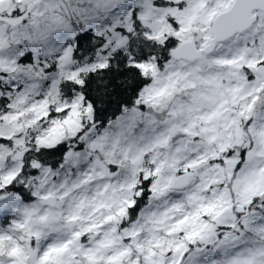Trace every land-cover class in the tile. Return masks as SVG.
Listing matches in <instances>:
<instances>
[{
  "label": "snow or ice",
  "instance_id": "1",
  "mask_svg": "<svg viewBox=\"0 0 264 264\" xmlns=\"http://www.w3.org/2000/svg\"><path fill=\"white\" fill-rule=\"evenodd\" d=\"M0 264H264V0H0Z\"/></svg>",
  "mask_w": 264,
  "mask_h": 264
},
{
  "label": "trees",
  "instance_id": "2",
  "mask_svg": "<svg viewBox=\"0 0 264 264\" xmlns=\"http://www.w3.org/2000/svg\"><path fill=\"white\" fill-rule=\"evenodd\" d=\"M114 109V105L108 106L107 110L103 113L104 116L111 115L112 110Z\"/></svg>",
  "mask_w": 264,
  "mask_h": 264
}]
</instances>
